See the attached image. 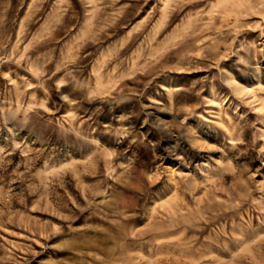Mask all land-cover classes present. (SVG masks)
<instances>
[{"label": "rangeland", "instance_id": "obj_1", "mask_svg": "<svg viewBox=\"0 0 264 264\" xmlns=\"http://www.w3.org/2000/svg\"><path fill=\"white\" fill-rule=\"evenodd\" d=\"M0 264H264V0H0Z\"/></svg>", "mask_w": 264, "mask_h": 264}]
</instances>
